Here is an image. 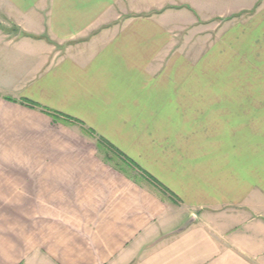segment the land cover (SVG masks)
Returning <instances> with one entry per match:
<instances>
[{"label": "crops", "instance_id": "0c3cea01", "mask_svg": "<svg viewBox=\"0 0 264 264\" xmlns=\"http://www.w3.org/2000/svg\"><path fill=\"white\" fill-rule=\"evenodd\" d=\"M0 264H264V0H0Z\"/></svg>", "mask_w": 264, "mask_h": 264}, {"label": "rangeland", "instance_id": "374dc122", "mask_svg": "<svg viewBox=\"0 0 264 264\" xmlns=\"http://www.w3.org/2000/svg\"><path fill=\"white\" fill-rule=\"evenodd\" d=\"M210 72V71H213L214 73H215V76L219 79V80H221V77H222V71H223V67H222V65L221 64H214L213 65V68H210V67H205V66H201V65H199V69H198V72L201 74V73H206V72ZM201 77H202V75H200ZM219 80H216L215 82H214V84H215V89L216 90H221V86H222V81H219ZM198 83L199 84H203V83H207L206 81H204L203 83L201 82V81H198ZM197 83V84H198ZM237 83V82H236ZM206 85V84H205ZM202 86H200V89H202V88H204L205 89V87H202ZM203 89V90H204Z\"/></svg>", "mask_w": 264, "mask_h": 264}]
</instances>
